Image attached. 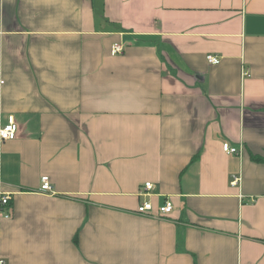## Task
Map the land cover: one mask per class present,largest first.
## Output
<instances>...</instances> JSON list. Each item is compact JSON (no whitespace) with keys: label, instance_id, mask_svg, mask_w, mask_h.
<instances>
[{"label":"crops","instance_id":"obj_1","mask_svg":"<svg viewBox=\"0 0 264 264\" xmlns=\"http://www.w3.org/2000/svg\"><path fill=\"white\" fill-rule=\"evenodd\" d=\"M0 78L1 264H264V0H0Z\"/></svg>","mask_w":264,"mask_h":264},{"label":"built area","instance_id":"obj_2","mask_svg":"<svg viewBox=\"0 0 264 264\" xmlns=\"http://www.w3.org/2000/svg\"><path fill=\"white\" fill-rule=\"evenodd\" d=\"M122 50L121 46L117 43L113 44L112 46V53H118ZM206 61L209 64H217L219 63L220 59L219 57L215 55L208 54L206 55ZM244 76H248V72L243 73ZM4 83L3 79L0 78V86ZM17 124L14 120L13 115L8 116L7 123L2 125L0 127V140H11L16 138L17 135ZM222 149L227 152V153H236L237 149L234 147H231L228 143H223L222 144ZM237 178H234L232 181V184L237 183ZM152 183L146 182L144 183V189L150 190L152 188ZM39 192L46 193V194H52V186L49 182V179L47 176H42L41 177V184L38 188ZM9 195L5 193L0 192V221L2 219H8L10 217V212L6 209L9 203ZM153 207L150 201H144L141 203L137 209L136 212L141 215H146V216H152V211ZM173 209V204L169 199H165L161 205L157 207V217H164L168 214L171 213ZM3 263V261H0V264Z\"/></svg>","mask_w":264,"mask_h":264}]
</instances>
